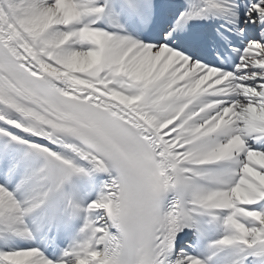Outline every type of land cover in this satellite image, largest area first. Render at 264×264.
<instances>
[{
	"label": "snow or ice",
	"instance_id": "1",
	"mask_svg": "<svg viewBox=\"0 0 264 264\" xmlns=\"http://www.w3.org/2000/svg\"><path fill=\"white\" fill-rule=\"evenodd\" d=\"M0 264H264V0H0Z\"/></svg>",
	"mask_w": 264,
	"mask_h": 264
}]
</instances>
